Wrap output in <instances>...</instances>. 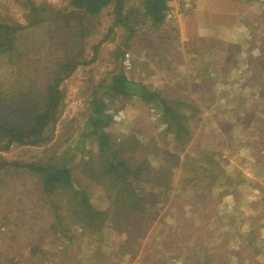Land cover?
<instances>
[{"label":"rangeland","instance_id":"rangeland-1","mask_svg":"<svg viewBox=\"0 0 264 264\" xmlns=\"http://www.w3.org/2000/svg\"><path fill=\"white\" fill-rule=\"evenodd\" d=\"M28 1L0 0V22L26 26ZM32 1L55 12L71 10L70 0ZM185 1L170 3L183 5ZM191 1L192 8L187 14L195 7V1ZM140 2L126 0V8L139 6ZM222 3L228 5L235 18L233 23L237 30H243V35L237 33L233 44L219 45L215 56L201 51L199 59L190 60V72L184 71V76L177 72L181 80L176 77L173 83L165 78L175 72L165 58L169 57L175 40L168 37L175 33L169 36L170 28L153 32L152 37L166 40L129 38L123 27L111 30L110 8L93 18L79 11L81 18L71 15L60 19L54 27L55 31L59 29L55 38L50 36L52 29L46 24L20 35L17 47L23 52L24 67H42L40 73L44 74L63 61L70 43L76 55L82 50L86 64L61 84L64 102L52 139L39 147L14 145L9 151L0 152L1 157L11 162L36 163L67 156L74 190L86 192L96 210L110 209L113 204L107 193L89 180L90 166L98 159V140L87 137L92 130L89 122L96 99L105 106L106 115L113 117L120 110L125 112L123 121H112L104 130L115 148L134 135L141 145L135 153L137 161L148 157L155 170L166 159L165 154L170 153L176 154L180 163L172 171V188L167 191L156 187L160 200L154 203V218L142 223L146 233L140 238L138 249L129 254L122 247L124 235L128 234L117 235L115 221L110 223L111 228L94 234L74 224L68 211L69 192L59 190L52 197H45L36 178L26 170L10 169L6 175L0 174V264H9L10 259L19 264H58L65 255L83 264H142L145 253L150 254L147 264H191V259L203 264H264V193L257 195L249 189V161L255 157L264 160V0H222ZM204 20L208 23V16ZM79 32L83 33L82 38L65 40V35ZM127 42L128 49L123 47ZM97 45H100L98 54L94 56ZM145 45L155 47L140 67ZM119 52H130L135 65L136 71L124 73L126 77L158 91L172 110L180 112L188 131L186 136L180 134L183 142L176 134L159 131L158 123L149 116V105L142 101L137 104L133 99H115L112 91L104 88L121 71L123 57ZM214 57L218 60L213 62ZM215 61L221 64L218 68L222 81L217 83L209 81L212 74L218 75L213 66ZM199 68L204 72L195 74ZM206 71L211 74L206 75ZM12 73V66L6 59H0L1 76L13 79ZM198 77L202 84L198 85ZM99 83L104 84L97 87ZM156 108L162 106L158 104ZM254 143L263 149L251 147ZM154 153L158 155L151 157ZM183 162L187 165L183 166ZM191 163L195 164L192 168ZM148 174L157 175L153 171ZM185 178L192 179V184L184 185ZM194 179L200 181L198 186ZM184 187L181 193L179 188ZM137 189L138 193L146 194L150 186L145 185L142 191ZM202 189L205 194L197 196ZM179 196L180 201H176ZM178 205L182 206V214L178 213ZM67 223L73 225L79 236L70 247L59 250L54 232ZM121 226L130 227L126 222H121ZM250 238L256 241L249 244ZM37 248L40 252L34 253ZM155 253L156 259L152 257Z\"/></svg>","mask_w":264,"mask_h":264},{"label":"trees","instance_id":"trees-1","mask_svg":"<svg viewBox=\"0 0 264 264\" xmlns=\"http://www.w3.org/2000/svg\"><path fill=\"white\" fill-rule=\"evenodd\" d=\"M170 2L171 0H141L139 6L127 9L126 0H70L68 4L71 8L70 12L63 13L61 11L55 12L48 6H38L29 0L26 4L29 10L26 26L0 22V59H6L7 64L12 66V76L14 77L13 79L5 75L2 77L0 74V152H7L14 145L39 147L52 139L64 102L61 84L70 78L80 66L86 64L81 57L83 55L82 50H78L76 55L70 43L69 46L66 45L67 53L64 55L63 61L57 62L44 74L40 73L42 67H24L23 52L17 47L20 35L26 34L29 29L38 30L40 26L46 24L52 29L50 36L55 38L54 34L59 29L55 31L54 27L58 25L60 19H66L71 15H77L81 18L79 11H84L93 18L110 8L113 16L112 31L123 27L126 29L129 38L138 41L146 37L150 40L153 37L166 40V37H152V34L161 29L170 28L169 36L173 32L175 36L168 37V40H174L178 33L176 25L169 23L166 18L167 11L171 6ZM67 33L69 34V31ZM33 35L38 36L39 33H33ZM70 35L68 37L65 35V40H68L69 37L73 40L83 37L81 32ZM126 44L123 47L128 49V42ZM99 46L94 47V56L98 54ZM119 54L124 56L123 52H119ZM103 84L99 83L97 87H101ZM104 88H109L115 99H128L134 96L155 108L156 105L160 104L162 109H156L163 114L162 120L168 126L167 132L176 134L178 140L184 141L180 134L184 133L186 136L188 131L182 124L180 112L172 110L158 91H151L144 85L129 80L122 68L119 73L112 77L110 84ZM93 98H96L95 93H93ZM104 110L105 106L99 100L94 99L93 117L90 118L89 122L92 130L87 137L97 138L98 159L90 166L89 180L107 193V197L113 204L110 209L106 211L96 210L86 192L74 190V177L72 168L68 166L70 161L67 156L62 159H47L36 163L11 162L0 156V174L6 175L10 169L26 170L28 175L36 178L42 196L45 197H52L59 190L69 192L71 195L68 200L69 205L67 203L66 205H68V211L74 219V224L80 225L83 230H89L94 234L111 228L110 223L115 221L118 225L115 227L117 235L128 234V236L124 235L125 242L122 247L124 253L129 254L138 249L139 240L146 233L142 223L145 219H151L149 221L152 222L154 218L152 217L154 203L160 200L159 196L156 195V187L167 191L172 188L174 179L172 171L178 169L180 159L176 154L166 153V159L158 169L154 170L148 157L137 161L135 153L138 147L141 149V145L134 135L126 138V144H122L120 148H115L111 137L104 131L111 125L113 117L106 115ZM157 155L158 153H154L151 157ZM185 165L187 164L183 162V166ZM194 165L191 163L190 168ZM152 171L156 172L157 175L148 174ZM191 180L189 178L183 179L184 185H191ZM194 181L195 186H198L200 181L198 179H194ZM147 184L150 186L149 192L146 194L138 193L137 188L142 191ZM184 189L185 187L179 188L181 193ZM205 191L203 189L198 190L196 195L203 196ZM176 201H180V196L176 198ZM178 213H183L180 205H178ZM121 222L129 224V229L121 226ZM72 226V224L67 223L60 230H55L54 238L55 242L59 241V250L70 247L74 239L79 236ZM255 241L256 239L250 238L249 244H253ZM33 252H40V248L34 249ZM144 255L146 256L142 259V264H147L150 254L145 253ZM152 257L156 259V253ZM249 258L252 259L253 257ZM190 262L191 264H203L198 259H191ZM9 264H19V261L10 259ZM58 264L83 263L75 262L73 257L65 255Z\"/></svg>","mask_w":264,"mask_h":264},{"label":"crops","instance_id":"crops-1","mask_svg":"<svg viewBox=\"0 0 264 264\" xmlns=\"http://www.w3.org/2000/svg\"><path fill=\"white\" fill-rule=\"evenodd\" d=\"M194 1L195 7H193L192 11H190L182 21L175 24L178 28L177 37L174 40L173 48L171 47L170 52H168L169 57L165 58V60L172 66V69L176 72H174V74L170 77H165L167 78V80H171L172 83L177 77V72H181L180 76H184V71H186V74L187 72H190V60L199 59L198 56L200 53H202L201 51L205 50L206 52L215 56V52L219 51V45L227 43L233 44V39L236 38L238 34L239 36L243 35V30H237L236 25L233 23L235 19L233 13L228 10L229 7L227 4L222 3V0ZM207 2H209L210 8H208ZM204 11L207 12L205 13L206 15L203 14ZM205 16H208V23L204 20ZM154 47L155 46L152 45L144 46V50L142 49L143 51L141 52L142 58H140V67H143L144 61H147L145 59L148 58V55L154 51ZM214 60L218 59L214 57L213 62ZM137 61L138 59L135 62L138 63ZM213 66L218 70L217 71L215 69L218 75L216 77L215 74H212L211 76L213 77V79L209 81H213V83L221 82V72L219 69L221 67V64L215 61ZM196 67L200 66L197 65ZM176 69L179 70L176 71ZM203 72L204 71L199 68L195 70L194 73L202 74ZM206 72V75L211 74V71ZM180 76L177 77V80L179 81L181 80L178 79ZM194 77L196 76L194 75ZM200 77H198V85L202 84V81H200ZM200 87L204 88V86ZM254 87L256 88L257 86ZM128 99H133V101H135L137 104L141 101L138 97L134 96ZM262 134H264V130L262 131ZM251 147L262 148L259 143L258 145L257 143L251 144ZM253 153H255V151H253ZM259 158L255 157V159L249 161V189L257 195L264 193V160H259Z\"/></svg>","mask_w":264,"mask_h":264},{"label":"built area","instance_id":"built-area-1","mask_svg":"<svg viewBox=\"0 0 264 264\" xmlns=\"http://www.w3.org/2000/svg\"><path fill=\"white\" fill-rule=\"evenodd\" d=\"M191 2V0H186L183 5H171L166 14L167 20L172 22H180L181 20H183L186 17L188 10L192 8L190 7V5L192 6ZM121 68L123 69L124 73H134L136 71L130 52L124 53L123 59L121 61ZM148 111L149 116L152 118V120L158 123L159 131L167 130L168 126L162 120L163 114L152 105L149 107ZM125 118V112L123 110H120L115 115H113V121L116 122H121Z\"/></svg>","mask_w":264,"mask_h":264}]
</instances>
